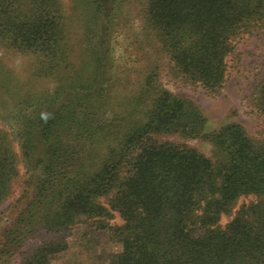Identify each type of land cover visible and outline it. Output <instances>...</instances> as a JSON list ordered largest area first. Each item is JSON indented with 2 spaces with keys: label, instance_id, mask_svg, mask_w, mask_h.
Returning <instances> with one entry per match:
<instances>
[{
  "label": "trees",
  "instance_id": "1",
  "mask_svg": "<svg viewBox=\"0 0 264 264\" xmlns=\"http://www.w3.org/2000/svg\"><path fill=\"white\" fill-rule=\"evenodd\" d=\"M71 2L0 0L1 47L33 58L27 77L0 56V206L20 161L30 186L4 253L44 232L20 264H59L88 220L94 264H264V138L236 121L210 130L200 106L164 83L169 73L220 94L239 40L264 47V0ZM124 37L135 48L117 56ZM247 91L264 121V54Z\"/></svg>",
  "mask_w": 264,
  "mask_h": 264
},
{
  "label": "rangeland",
  "instance_id": "2",
  "mask_svg": "<svg viewBox=\"0 0 264 264\" xmlns=\"http://www.w3.org/2000/svg\"><path fill=\"white\" fill-rule=\"evenodd\" d=\"M66 8L69 9L71 0H64ZM83 25L82 18L79 25ZM84 26H82L83 28ZM81 32V30H80ZM98 39L94 38V42ZM99 43V42H98ZM97 43V44H98ZM119 44V43H118ZM132 47L130 41L124 37L120 44L116 47L117 56L129 55ZM237 57L234 61V66L231 68L230 76L226 87L220 94H207L205 89L200 86H184L181 83L175 82L169 73L164 74L165 85L174 91L176 94L194 100L203 110L208 118V126L210 130L217 129L227 122H239L245 126L248 133L256 138H264V121L259 118L252 109L250 99L248 97L247 87L251 80L255 78L258 66L262 61L264 47L258 42L255 36H246L239 40L237 46ZM0 56L4 59L8 66H12L27 77L31 75L33 58L26 57L15 53L12 50L5 49L0 45ZM83 54V59L85 58ZM45 119L53 116L51 110L45 109L42 113ZM5 129L13 135V144L21 155L20 143L15 138L16 129L6 120L1 121ZM171 140L179 143H186L200 148L207 154H210V145L201 139H187L177 135L168 136ZM20 176L13 185L12 192L8 199L0 206V264H20L24 257L30 252L33 245L39 244L43 237H51L50 234L41 232L38 237L31 238L28 243L23 246H12L10 251L4 253L5 247L2 246L5 241V230L13 223L15 217L22 211L26 204L28 191L30 186L27 182L29 175L27 168L22 161L19 163ZM252 197L241 198L234 210L230 214L223 215L221 223H228L234 216L237 208L244 202H247ZM112 222L122 223L123 220L118 213H115ZM92 222L81 220L75 228L70 232L69 249L63 252L57 262L59 264H94L95 254L92 246L93 227ZM100 241L103 243V248L108 251L111 249L108 237L103 230H100ZM87 236V238H86ZM86 238V239H85ZM89 242V245H86Z\"/></svg>",
  "mask_w": 264,
  "mask_h": 264
}]
</instances>
